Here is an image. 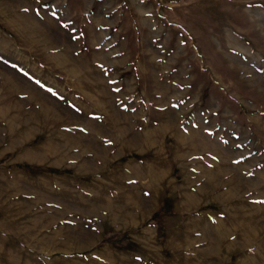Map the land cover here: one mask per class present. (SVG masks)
<instances>
[{"label":"rangeland","instance_id":"rangeland-1","mask_svg":"<svg viewBox=\"0 0 264 264\" xmlns=\"http://www.w3.org/2000/svg\"><path fill=\"white\" fill-rule=\"evenodd\" d=\"M0 264H264V0H0Z\"/></svg>","mask_w":264,"mask_h":264}]
</instances>
